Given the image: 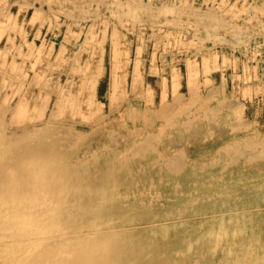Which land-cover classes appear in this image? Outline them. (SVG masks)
<instances>
[{
	"label": "rangeland",
	"instance_id": "374dc122",
	"mask_svg": "<svg viewBox=\"0 0 264 264\" xmlns=\"http://www.w3.org/2000/svg\"><path fill=\"white\" fill-rule=\"evenodd\" d=\"M0 111L6 136L36 133L22 152L54 159L68 200L121 232L178 223L181 243L225 201L259 220L264 0H0Z\"/></svg>",
	"mask_w": 264,
	"mask_h": 264
},
{
	"label": "bare ground",
	"instance_id": "6f19581e",
	"mask_svg": "<svg viewBox=\"0 0 264 264\" xmlns=\"http://www.w3.org/2000/svg\"><path fill=\"white\" fill-rule=\"evenodd\" d=\"M5 104L2 101L1 105L5 106ZM5 114L4 119L7 120ZM2 122H0V264H253L254 262V264H264V217L256 220L252 214L245 213L248 211L245 208L247 203L241 205L235 202L229 208L231 203L225 201L210 227L201 233H194L193 238L184 236L181 243L169 237L171 227H178V223L160 227H156L154 222L146 223L144 226L134 224L125 232H121L120 228L112 224L111 218L104 220L91 214L94 217L91 221V216H87L92 211L89 202L82 207L81 204L77 206L73 201L68 200L69 186L63 179L60 166L53 163V158L44 157L40 153L42 157L38 159L34 158V155L29 156L22 152L27 140L36 136L33 130L30 128L22 132L15 130L13 136L12 133L6 136L3 134L5 133L3 127L6 125ZM140 151L139 149L137 152ZM80 161L77 159V162ZM161 163L163 162L160 161ZM76 186L79 190L85 189L82 182H77ZM108 199L102 200L104 206L114 200L113 197ZM188 232L187 234L191 235L192 232Z\"/></svg>",
	"mask_w": 264,
	"mask_h": 264
}]
</instances>
